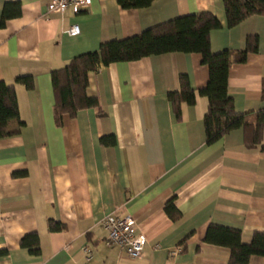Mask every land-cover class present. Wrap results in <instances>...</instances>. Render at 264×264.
<instances>
[{"label": "crops", "instance_id": "1", "mask_svg": "<svg viewBox=\"0 0 264 264\" xmlns=\"http://www.w3.org/2000/svg\"><path fill=\"white\" fill-rule=\"evenodd\" d=\"M15 1L20 17L0 30V82L15 86L24 127L0 140V264H228L229 250L204 243L210 225L240 230L244 244L264 232V152L246 148L243 130L207 146L208 100L198 96L195 106L183 105L179 120L168 101L181 75L196 92L207 86L201 55L100 66L89 74L87 95L97 98L102 116L97 109L80 111L65 115L60 127L51 79L103 43L209 11L223 25L210 36L214 53L243 51L248 37L258 38V52L232 66L229 94L238 113L264 111V17L230 29L223 0H157L140 10L92 0L78 15L48 13L51 0H0V18L4 5ZM75 25L80 35L74 37ZM23 77L34 80L33 90L16 83ZM17 129L11 123L10 130ZM106 136L116 145H102ZM172 198L182 215L176 223L164 210ZM110 215L136 219L147 239L139 259L106 245L103 222ZM50 221L65 230L50 232ZM33 233L40 238L38 256L20 246ZM86 246L93 251L90 263Z\"/></svg>", "mask_w": 264, "mask_h": 264}, {"label": "trees", "instance_id": "2", "mask_svg": "<svg viewBox=\"0 0 264 264\" xmlns=\"http://www.w3.org/2000/svg\"><path fill=\"white\" fill-rule=\"evenodd\" d=\"M157 0H117L123 10H140L149 8ZM226 23L234 28L253 16L264 17V0H223ZM21 15V2H7L0 18V30L6 27L9 20ZM223 28L220 20L211 12L204 11L170 20L143 31L133 37L114 40L100 45L97 51L80 55L72 59L64 68L51 73L55 95V121L63 125V118L69 115L75 118L80 111L97 109L100 106L97 98L89 97V74L97 72L100 66L137 62L144 58L167 54H199L202 64L209 68L207 86L199 92L193 90L187 75L179 77V89L168 93L175 117L181 118L183 105L193 107L198 96L208 100V110L204 117L206 145L213 146L228 134L243 130L245 146L248 150L259 149L264 152V111L257 113H238L229 94L230 70L235 63L243 64L251 52H258V38L248 37L243 51L225 50L214 53L211 49V33ZM27 90L34 89L31 77L18 78ZM264 100V82L262 87ZM18 124L17 130H10L11 123ZM24 123L20 120V111L14 85L0 82V140L20 133ZM100 143L104 146L116 145L114 136L103 137ZM170 199L165 205V213L174 223L182 215L175 200ZM50 232H62L65 226L50 221ZM190 235L184 239L185 244ZM204 243L229 250L228 264H250L253 257L264 258V232L255 233L250 244H244L242 233L238 229L210 225ZM32 255H40V238L37 233L25 236L20 243Z\"/></svg>", "mask_w": 264, "mask_h": 264}, {"label": "built area", "instance_id": "3", "mask_svg": "<svg viewBox=\"0 0 264 264\" xmlns=\"http://www.w3.org/2000/svg\"><path fill=\"white\" fill-rule=\"evenodd\" d=\"M92 0H51L47 7L48 13L64 15L70 10L74 15L89 11L92 6ZM69 34L71 36L80 35V28L73 26ZM103 227L107 233L106 245L117 246L126 255L133 259H139L146 248L147 239L144 235L137 232L136 219L128 215L126 217L108 216L103 222ZM86 262L93 260V251L89 247L83 248Z\"/></svg>", "mask_w": 264, "mask_h": 264}]
</instances>
